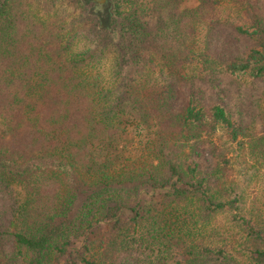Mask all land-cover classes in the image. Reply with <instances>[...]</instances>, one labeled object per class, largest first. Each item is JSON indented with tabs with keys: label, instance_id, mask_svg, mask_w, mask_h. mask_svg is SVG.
Listing matches in <instances>:
<instances>
[{
	"label": "trees",
	"instance_id": "trees-1",
	"mask_svg": "<svg viewBox=\"0 0 264 264\" xmlns=\"http://www.w3.org/2000/svg\"><path fill=\"white\" fill-rule=\"evenodd\" d=\"M109 1L0 0V264H264V0Z\"/></svg>",
	"mask_w": 264,
	"mask_h": 264
},
{
	"label": "rangeland",
	"instance_id": "rangeland-1",
	"mask_svg": "<svg viewBox=\"0 0 264 264\" xmlns=\"http://www.w3.org/2000/svg\"><path fill=\"white\" fill-rule=\"evenodd\" d=\"M93 1L91 4V10L96 13L105 12L107 13L109 10L111 11L112 5L109 0H85ZM188 4L191 5V2L188 1ZM247 83L241 88L237 89L234 84L229 83L225 80L224 88L225 90L220 92V96L222 97L225 103H229L235 108L242 109V117L243 120H247L251 117L254 112L253 100L256 95L260 92V90L264 87V83L258 81L254 84V86L249 85L246 86ZM216 98V94L212 93L207 98ZM181 101V100H180ZM236 153H231L230 155L236 156Z\"/></svg>",
	"mask_w": 264,
	"mask_h": 264
},
{
	"label": "water",
	"instance_id": "water-1",
	"mask_svg": "<svg viewBox=\"0 0 264 264\" xmlns=\"http://www.w3.org/2000/svg\"><path fill=\"white\" fill-rule=\"evenodd\" d=\"M110 14H111L110 10L107 13L101 12L98 14L99 23L108 27L109 29H111Z\"/></svg>",
	"mask_w": 264,
	"mask_h": 264
}]
</instances>
